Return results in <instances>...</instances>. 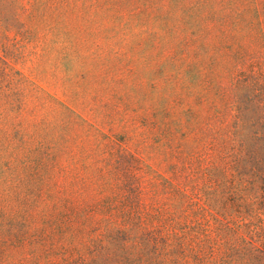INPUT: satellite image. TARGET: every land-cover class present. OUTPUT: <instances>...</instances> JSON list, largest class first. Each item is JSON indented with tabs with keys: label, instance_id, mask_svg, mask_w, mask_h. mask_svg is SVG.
Returning <instances> with one entry per match:
<instances>
[{
	"label": "rangeland",
	"instance_id": "374dc122",
	"mask_svg": "<svg viewBox=\"0 0 264 264\" xmlns=\"http://www.w3.org/2000/svg\"><path fill=\"white\" fill-rule=\"evenodd\" d=\"M264 0H0V264H264Z\"/></svg>",
	"mask_w": 264,
	"mask_h": 264
},
{
	"label": "trees",
	"instance_id": "16d2710c",
	"mask_svg": "<svg viewBox=\"0 0 264 264\" xmlns=\"http://www.w3.org/2000/svg\"><path fill=\"white\" fill-rule=\"evenodd\" d=\"M262 87H264V84L262 85ZM263 108H264V104H263Z\"/></svg>",
	"mask_w": 264,
	"mask_h": 264
}]
</instances>
